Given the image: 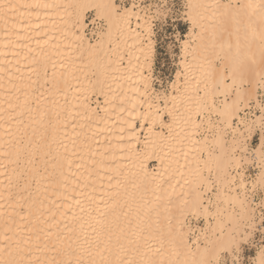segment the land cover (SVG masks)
I'll use <instances>...</instances> for the list:
<instances>
[{"label":"bare ground","instance_id":"obj_1","mask_svg":"<svg viewBox=\"0 0 264 264\" xmlns=\"http://www.w3.org/2000/svg\"><path fill=\"white\" fill-rule=\"evenodd\" d=\"M188 6L186 85L162 106L150 93L154 41L135 10L143 2L0 0V261L216 264L246 234L238 226L250 219L252 200L230 170L250 161L245 133L264 123V107L256 119L240 115L252 98L261 106L264 0H188ZM90 9L110 24V45L96 19L84 34ZM81 59L95 69L101 62L107 100L100 112L82 91L75 97V80L85 76ZM215 95L223 97L219 105ZM209 104L219 128L211 139L199 138L198 116ZM65 110L91 131L79 133L75 151ZM166 112L176 120L170 126ZM254 152L262 164L257 184L264 187V154L260 147ZM152 158L156 171L149 168ZM212 179L218 185L213 211L204 204ZM189 214L214 220L194 248ZM262 259L260 253L257 264Z\"/></svg>","mask_w":264,"mask_h":264},{"label":"rangeland","instance_id":"obj_2","mask_svg":"<svg viewBox=\"0 0 264 264\" xmlns=\"http://www.w3.org/2000/svg\"><path fill=\"white\" fill-rule=\"evenodd\" d=\"M228 1V0H223ZM142 9V10H141ZM137 12L140 13V17L146 22V24L150 27L152 30L151 39L154 41V60L152 65V71L150 75V81H151V87H150V93L152 94L153 103L157 104V101L159 99V103L164 106V98L165 96H168L171 92L175 93V95H181L183 94V90L185 87V77L186 72L183 68L182 62L184 61L183 57V51H184V44L186 42H191V36L190 31L192 28V23L188 15V0H147L146 3L143 4V7H139L135 9ZM97 13V14H96ZM101 17H99V16ZM94 16V17H93ZM92 17V18H91ZM97 17V18H96ZM100 19H99V18ZM139 17V18H140ZM88 19V20H87ZM89 19H96L100 23V27L104 29L103 34L105 39L104 46L110 45V41L112 40V29L110 24L107 22V19L104 18L101 14L98 13L96 9H90L85 12V21H86V28L85 33L87 34V25L89 23ZM141 19V20H142ZM139 20L138 23L141 21ZM143 20L140 22L142 23ZM104 21V22H103ZM136 20L132 19L131 24L135 26ZM150 23V24H149ZM105 24V25H104ZM108 24V25H107ZM100 28V29H101ZM145 30V29H144ZM142 34H146L147 32H142V30L139 29ZM199 30H196V33ZM86 37V35H85ZM88 37V36H87ZM89 38V37H88ZM118 38V36H117ZM91 40V39H89ZM95 40V39H94ZM93 40H91L92 42ZM189 60L190 58L187 57ZM87 59H81L80 60V68L83 70V73L85 76H83V79H76L75 80V87H73V90L75 92V97L81 96V94H78V92L82 91L83 94L87 95L89 97L91 104L93 107H97V110L100 112L102 106L105 105L106 96L104 95L106 90L104 87L100 85V79L98 76L99 70H100V64L101 62H97V67L95 69V65L93 67L91 66V63L86 62ZM219 67L217 69H221V63L217 61L216 63ZM48 73V72H47ZM49 75V74H47ZM218 75V74H216ZM41 81V79H39ZM37 81L36 88L37 93L42 86L40 85V81ZM42 83V81H41ZM85 83V85H84ZM179 84V85H178ZM40 85V87H39ZM39 87V89H38ZM40 89V90H41ZM182 91V92H181ZM202 91V90H199ZM257 99L259 102H261V106L257 105V102L252 98L247 101V104L243 103V111L241 112L242 117H246L247 119H256V116L262 115V108L264 107V90L259 88L257 93ZM214 103L216 105H219V101L223 99L222 95H215ZM88 100V99H87ZM68 101V100H67ZM69 102V101H68ZM172 105V104H170ZM64 106H69V104L66 103ZM63 107V106H62ZM67 108V107H66ZM69 108V107H68ZM145 109V108H144ZM143 109V111H144ZM169 113V112H168ZM167 112L164 113L163 119L169 126L174 124V121L172 118H174L173 114ZM103 114V112H101ZM65 115V119L62 120L63 122L67 124L68 128H70V135H72V144L71 148L74 150V148L79 149L80 146L78 144H75L78 141L79 133H85L86 136H88L91 131H88L90 127L86 125L83 121L77 119H80V116L72 115L70 110H65L63 113ZM172 115V116H171ZM199 121H201V125H203V131L198 132V137L203 138L206 136L211 137L215 136V131L217 128H219V125L217 121L219 122V116L216 115L212 111V107L209 104L208 110H206L202 116H198ZM203 119V120H202ZM238 119L234 120V124L237 127H240L244 130L243 125L239 123ZM238 124V125H237ZM234 125V126H235ZM138 128H140V123L137 124ZM150 127V125H147L146 128ZM73 128V130H72ZM157 131H162L167 136H169V130L163 129L162 126L157 125L156 126ZM260 130V127L255 128L252 132L245 133V145L249 149L250 153L252 154L248 155L250 158V161L246 162L242 160V164L237 167L231 169V173L234 176H237V182L240 183L241 181H244L247 184V190L250 195V200H252L251 206L258 205L259 203V194L261 190V186L257 184V178L261 171L262 164L258 159L255 157L256 150L259 149V143H256L255 148H253V140L256 137L257 132ZM230 138L232 137V134L230 130L227 131ZM211 135V136H210ZM146 132L145 130L141 129V139L143 141H146ZM76 137V138H75ZM75 142V143H74ZM89 143V141H88ZM209 146H212V144H209ZM88 148V147H85ZM75 149V150H76ZM140 151H144V147L139 146ZM74 150V151H75ZM262 152V151H261ZM239 153H242L240 151ZM205 156V155H204ZM264 159V158H263ZM152 160V161H151ZM149 161V168L152 171H156L158 168V162H156V158H152ZM205 175H207L205 173ZM212 187L211 190L207 192V195L205 196V199L209 201H205V205L209 206V210L213 211L214 209V199L215 194H217L218 185L215 182L214 179H212ZM256 189V200L253 201V193L252 189ZM240 190V191H239ZM238 192H241V189H238ZM208 202V203H207ZM132 212L131 214H133ZM256 216L259 215V211L257 209ZM250 220V219H249ZM249 220H245L238 226V229H243L245 232H251V229L248 227ZM210 222V223H209ZM214 220L210 216L205 215H197V214H189L186 218V223L191 228V232L189 234L188 243L192 248L196 247V243L202 244L204 242V233L206 232L207 228L211 223H213ZM259 223V221H257ZM231 227V226H230ZM243 234V232H242ZM244 235V234H243ZM255 239V243L248 246L246 250V255L244 256V259H246L247 264H257V259L259 257V254L262 252L260 241H259V233L257 231L256 235L252 237ZM194 250V249H193ZM224 257V252L222 251L220 253V258L222 259Z\"/></svg>","mask_w":264,"mask_h":264},{"label":"snow or ice","instance_id":"obj_3","mask_svg":"<svg viewBox=\"0 0 264 264\" xmlns=\"http://www.w3.org/2000/svg\"><path fill=\"white\" fill-rule=\"evenodd\" d=\"M256 143H259L262 154H264V123H262L260 130L257 132L255 139L253 140V148H255ZM253 201L256 200V189H252ZM259 211V215L256 216V211ZM251 215L248 227L251 229V232H246L242 237L236 240L231 248L223 249L224 257L219 259L216 264H247L244 256L246 255L247 247L254 244L256 241L254 237L258 231L259 241L262 249L261 255L264 257V187L261 188L259 194V203L258 205L253 206L250 209ZM259 221V223H257ZM7 244L4 245V248L7 249ZM0 264H17L15 260L9 261H0ZM126 264V262H125ZM260 264H264V259L260 261Z\"/></svg>","mask_w":264,"mask_h":264},{"label":"built area","instance_id":"obj_4","mask_svg":"<svg viewBox=\"0 0 264 264\" xmlns=\"http://www.w3.org/2000/svg\"><path fill=\"white\" fill-rule=\"evenodd\" d=\"M118 2H122L124 5H129L133 2H135V3L140 2V4H141V2H143V4H144V2H147V0H142V1L141 0H118ZM93 27H94V25H91L89 27V29H92Z\"/></svg>","mask_w":264,"mask_h":264}]
</instances>
